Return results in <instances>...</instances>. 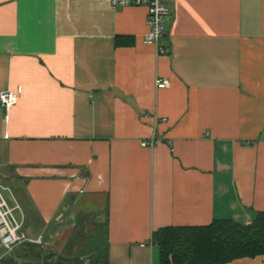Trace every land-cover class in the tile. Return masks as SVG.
Wrapping results in <instances>:
<instances>
[{"label": "crops", "instance_id": "crops-1", "mask_svg": "<svg viewBox=\"0 0 264 264\" xmlns=\"http://www.w3.org/2000/svg\"><path fill=\"white\" fill-rule=\"evenodd\" d=\"M165 4L158 55L144 8L0 0V93L17 95L0 106V186L24 233L73 264L102 246L108 264H160L153 232L264 212V0ZM24 245L5 257L39 264Z\"/></svg>", "mask_w": 264, "mask_h": 264}, {"label": "trees", "instance_id": "trees-1", "mask_svg": "<svg viewBox=\"0 0 264 264\" xmlns=\"http://www.w3.org/2000/svg\"><path fill=\"white\" fill-rule=\"evenodd\" d=\"M82 231L79 224L74 228L65 255L82 242ZM151 242L158 248L160 264H227L243 258L264 257V212L258 213L248 225L213 221L201 227L162 228L152 233ZM21 250L24 258H32L39 264H73L79 260H68L47 247L31 244L22 246ZM0 262L17 264L11 257H3ZM90 264H108L104 246Z\"/></svg>", "mask_w": 264, "mask_h": 264}, {"label": "built area", "instance_id": "built-area-1", "mask_svg": "<svg viewBox=\"0 0 264 264\" xmlns=\"http://www.w3.org/2000/svg\"><path fill=\"white\" fill-rule=\"evenodd\" d=\"M108 5L115 9H124L129 7H141L147 13L148 32L144 39L147 43H152L156 48L158 55H165L166 50L163 44L165 21L169 15V10L165 0H107ZM155 85L158 89L168 88L169 81L157 79ZM17 95L11 91L0 93V106L8 111L15 104ZM156 141L152 138L148 142H142V147L151 148ZM9 190L0 186V260L6 255L12 253L14 249L23 244H31L44 247V241L41 236L29 238L23 231V223L15 216V211L19 209L18 205L11 206L5 197V192Z\"/></svg>", "mask_w": 264, "mask_h": 264}, {"label": "water", "instance_id": "water-1", "mask_svg": "<svg viewBox=\"0 0 264 264\" xmlns=\"http://www.w3.org/2000/svg\"><path fill=\"white\" fill-rule=\"evenodd\" d=\"M104 232L99 230L94 233H89L88 238L84 241L83 245L70 257V258H89L94 255V252L102 244Z\"/></svg>", "mask_w": 264, "mask_h": 264}, {"label": "rangeland", "instance_id": "rangeland-1", "mask_svg": "<svg viewBox=\"0 0 264 264\" xmlns=\"http://www.w3.org/2000/svg\"><path fill=\"white\" fill-rule=\"evenodd\" d=\"M5 194H6V193H5ZM5 197H6L7 200H9L8 197H7V195H5ZM61 238H63V236H61ZM57 246H58V245H56L55 248H58Z\"/></svg>", "mask_w": 264, "mask_h": 264}]
</instances>
